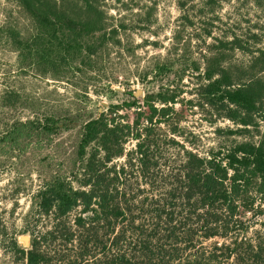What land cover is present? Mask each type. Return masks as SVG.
Masks as SVG:
<instances>
[{
	"label": "trees",
	"instance_id": "16d2710c",
	"mask_svg": "<svg viewBox=\"0 0 264 264\" xmlns=\"http://www.w3.org/2000/svg\"><path fill=\"white\" fill-rule=\"evenodd\" d=\"M14 1L31 22L25 32L11 22L4 27L22 68L66 77L96 62L115 39L99 0ZM218 41L198 73L203 102L240 125L229 133L255 130L259 139L202 154L194 135L177 125L163 131L172 124L176 93L167 88L141 102L131 92L123 102L135 107L134 120L119 111L123 102L86 119L69 170L50 173L36 189L22 230L30 246L7 232L0 215V242L13 264H264V47L250 51L258 70L241 77L224 66L221 48L244 49L243 40ZM0 99L10 108L27 106L14 88ZM55 130L51 113L16 120L0 133L1 151L40 147Z\"/></svg>",
	"mask_w": 264,
	"mask_h": 264
},
{
	"label": "rangeland",
	"instance_id": "374dc122",
	"mask_svg": "<svg viewBox=\"0 0 264 264\" xmlns=\"http://www.w3.org/2000/svg\"><path fill=\"white\" fill-rule=\"evenodd\" d=\"M99 4L105 11L107 31L117 29L116 40H107L96 62L55 78L20 66L18 51L6 41L4 27L11 22L25 32L31 22L14 0H0V94L14 88L27 103L10 108L0 99V133L16 120L43 113L53 114L58 127L40 147L32 143L3 154L0 144V215L7 232L15 233L19 241L26 234L22 233L25 215L40 183L52 172L69 170L83 122L111 103L129 101L131 92L141 102L147 94L167 88L176 93L172 124H162L163 131L173 133L177 125L185 134L194 135L193 148L202 154L260 137L255 130L229 133L240 125L223 116L219 107L203 102L200 84L205 79L198 76L218 40L231 41L235 35L245 48L222 47L224 66L241 77L258 70L251 66L257 52L250 51L264 47V7L256 0H99ZM195 65L200 69H194ZM258 72L264 77V68ZM119 111L134 120L135 107L123 102ZM259 127L264 131V123ZM175 133L184 141L181 133ZM132 141L126 145L131 147ZM3 244L0 264H13Z\"/></svg>",
	"mask_w": 264,
	"mask_h": 264
},
{
	"label": "water",
	"instance_id": "95a60500",
	"mask_svg": "<svg viewBox=\"0 0 264 264\" xmlns=\"http://www.w3.org/2000/svg\"><path fill=\"white\" fill-rule=\"evenodd\" d=\"M20 241L22 242V244L26 247L31 245V235L26 233V234H22L20 236Z\"/></svg>",
	"mask_w": 264,
	"mask_h": 264
}]
</instances>
